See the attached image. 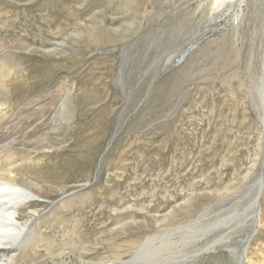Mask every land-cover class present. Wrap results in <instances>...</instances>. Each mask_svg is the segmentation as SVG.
Instances as JSON below:
<instances>
[{"label": "rangeland", "instance_id": "1", "mask_svg": "<svg viewBox=\"0 0 264 264\" xmlns=\"http://www.w3.org/2000/svg\"><path fill=\"white\" fill-rule=\"evenodd\" d=\"M0 91L9 113L54 110L18 165L49 157L51 179L145 207L208 192L193 218L135 230L159 234L122 264H264V0H0Z\"/></svg>", "mask_w": 264, "mask_h": 264}, {"label": "bare ground", "instance_id": "2", "mask_svg": "<svg viewBox=\"0 0 264 264\" xmlns=\"http://www.w3.org/2000/svg\"><path fill=\"white\" fill-rule=\"evenodd\" d=\"M48 49L46 47L43 50L52 52ZM10 100L6 91H0V264L126 263L140 246L143 247L159 234L149 237L150 233L146 231L144 235H133L135 230L148 229L151 225L161 231L167 228L166 223L172 226L191 219L194 217V211H191L195 204H199L197 199H200V195L204 198L209 196L208 192H193L184 203L172 199V203L165 201L158 204L160 200L157 197L160 196L150 192L151 200H146L150 204L145 207L139 189L131 188L125 193L120 187L101 190L94 188L88 181H78L74 187H69L64 185L63 178L57 181L51 179L56 173L52 166H48L49 157L41 159L37 169L30 170L27 169L30 167L28 165H18L11 155L16 140L23 133L37 130L54 110L45 109L42 107L43 102L35 101L9 113ZM50 163L57 162L50 159ZM58 164L63 165L61 161ZM30 173L36 176L31 177ZM106 179H109L108 175ZM106 190L112 196L110 202L96 205L91 202L79 203L81 198L97 201ZM223 195L221 192L215 193V198ZM129 196H133L132 201H128ZM90 204L91 212L86 214ZM50 217L52 220L48 221ZM90 222L92 225L88 228Z\"/></svg>", "mask_w": 264, "mask_h": 264}]
</instances>
